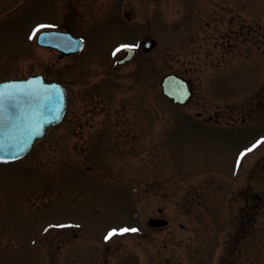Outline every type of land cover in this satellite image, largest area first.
I'll return each mask as SVG.
<instances>
[{
    "label": "rangeland",
    "instance_id": "rangeland-1",
    "mask_svg": "<svg viewBox=\"0 0 264 264\" xmlns=\"http://www.w3.org/2000/svg\"><path fill=\"white\" fill-rule=\"evenodd\" d=\"M43 29L84 48L40 47ZM120 45L138 51L115 65ZM38 74L67 105L0 163V264H264V142L238 159L264 137V0H0V82Z\"/></svg>",
    "mask_w": 264,
    "mask_h": 264
},
{
    "label": "water",
    "instance_id": "water-1",
    "mask_svg": "<svg viewBox=\"0 0 264 264\" xmlns=\"http://www.w3.org/2000/svg\"><path fill=\"white\" fill-rule=\"evenodd\" d=\"M39 46L57 49L62 55H69L83 48V41L74 37L69 32L42 31L36 37ZM153 46L151 41L143 45L145 50ZM136 52V48H126L125 55L116 64L120 65L130 60ZM34 81L33 88L40 91L37 100L26 103L21 100V109L15 120H9L7 110L0 112V156L6 159L2 162L13 161L24 156L32 147L35 139L45 134L46 128L58 124L66 109L65 89L56 82L46 83L41 75L30 76L26 79L8 80L0 82L3 85L12 81ZM43 82V88L41 83ZM162 94L176 105H185L192 98L189 82L176 75L166 74L160 81ZM153 227H161L164 220H150Z\"/></svg>",
    "mask_w": 264,
    "mask_h": 264
},
{
    "label": "snow or ice",
    "instance_id": "snow-or-ice-1",
    "mask_svg": "<svg viewBox=\"0 0 264 264\" xmlns=\"http://www.w3.org/2000/svg\"><path fill=\"white\" fill-rule=\"evenodd\" d=\"M45 25H37V28H44ZM132 48L135 45H120V48ZM119 50V49H117ZM41 88H43V82L41 81ZM34 81H12L0 85V112H3L5 109L8 113L9 120H15L17 118V113L21 109V100L26 103H31L34 100H37L41 95L40 91L33 88L32 85ZM261 142H264V137H261L256 141L255 144L251 145L250 148H245L239 153V158L245 156V154L251 150V148H255ZM6 159L4 156H0V160ZM74 222L68 221L65 224H49L44 231L47 232L49 228H63L67 226H73ZM139 231L136 227H129L128 225L123 226H113L110 227L104 239L109 240L114 236L123 235L127 232H136Z\"/></svg>",
    "mask_w": 264,
    "mask_h": 264
},
{
    "label": "flooded vegetation",
    "instance_id": "flooded-vegetation-1",
    "mask_svg": "<svg viewBox=\"0 0 264 264\" xmlns=\"http://www.w3.org/2000/svg\"><path fill=\"white\" fill-rule=\"evenodd\" d=\"M211 116L209 115L207 118H205V117H202L201 115H200V113L197 115V118H199V119H201V121L202 122H206V123H208V124H212L213 123V119L212 118H210Z\"/></svg>",
    "mask_w": 264,
    "mask_h": 264
}]
</instances>
